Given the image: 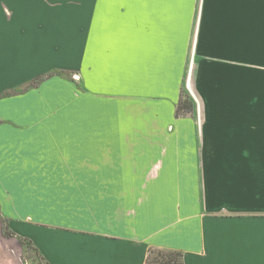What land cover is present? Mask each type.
<instances>
[{
  "label": "crops",
  "instance_id": "obj_1",
  "mask_svg": "<svg viewBox=\"0 0 264 264\" xmlns=\"http://www.w3.org/2000/svg\"><path fill=\"white\" fill-rule=\"evenodd\" d=\"M210 8L0 0V240L48 264H264V128L176 113L189 70L230 61Z\"/></svg>",
  "mask_w": 264,
  "mask_h": 264
},
{
  "label": "rangeland",
  "instance_id": "obj_2",
  "mask_svg": "<svg viewBox=\"0 0 264 264\" xmlns=\"http://www.w3.org/2000/svg\"><path fill=\"white\" fill-rule=\"evenodd\" d=\"M210 14L197 20L209 21L216 41H226V19L230 22V61H208L193 72L197 101L183 83V98L193 100L192 114L201 119H230V130L264 128V0H209ZM227 11V14L226 12ZM227 19V20H228ZM224 67V70H223ZM211 69L212 76L204 69ZM198 102V103H197ZM199 106V109H198ZM261 124V125H260ZM9 264H40L33 256L24 259V250L16 236L0 240Z\"/></svg>",
  "mask_w": 264,
  "mask_h": 264
},
{
  "label": "trees",
  "instance_id": "obj_3",
  "mask_svg": "<svg viewBox=\"0 0 264 264\" xmlns=\"http://www.w3.org/2000/svg\"><path fill=\"white\" fill-rule=\"evenodd\" d=\"M189 96V95H188ZM187 96L181 98L176 106V113L187 112L186 110L190 106L187 102L192 103L193 100ZM2 233L5 236H16L24 250V259L33 256L34 259L40 264H48L44 257L40 254L36 246L32 241L26 237L15 235V233L9 228L8 224L3 222ZM144 264H184L182 261V253L173 249H156L149 248Z\"/></svg>",
  "mask_w": 264,
  "mask_h": 264
},
{
  "label": "water",
  "instance_id": "obj_4",
  "mask_svg": "<svg viewBox=\"0 0 264 264\" xmlns=\"http://www.w3.org/2000/svg\"><path fill=\"white\" fill-rule=\"evenodd\" d=\"M191 66H192V62L190 63V67ZM185 86H186V89L188 90L189 94L192 96V98L197 101V97H196V94H195L194 88H193L191 70L188 71L187 77L185 79ZM198 109H199V106H198Z\"/></svg>",
  "mask_w": 264,
  "mask_h": 264
}]
</instances>
